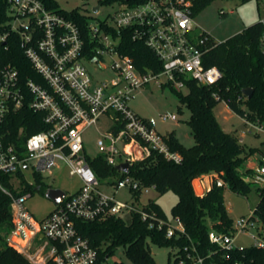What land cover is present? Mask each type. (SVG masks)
<instances>
[{
	"label": "built area",
	"instance_id": "obj_1",
	"mask_svg": "<svg viewBox=\"0 0 264 264\" xmlns=\"http://www.w3.org/2000/svg\"><path fill=\"white\" fill-rule=\"evenodd\" d=\"M195 1L136 0L112 17L89 22L86 33L78 22L51 10L42 0H9V18L6 28L0 31V44L8 48L9 41L19 43L40 79L22 80L17 66L0 65V174L9 176L11 184L5 185L0 175V189L11 198L13 225L6 236L7 244L31 264H111L108 259L101 260L89 239L78 232L77 219L92 220L109 214L125 218L126 213L138 212L150 228H162L167 222L139 201L123 202L99 188L97 174L87 159L84 131L98 125L105 115L114 120V125L122 124L119 130L112 127L105 138L98 140L102 155L113 166L144 159L152 147L169 159L182 160L179 152L170 150L164 134L132 110L129 101L153 81L180 89L188 79L207 85L221 79L219 67L204 64V55L218 41L194 22ZM261 21L264 54V19ZM125 30L156 54L160 70L143 71L121 51ZM85 60L100 69H110L113 75L96 80ZM163 75L167 76L166 82L161 80ZM216 97L220 98L218 94ZM25 106L42 113L48 127L30 135L24 127L16 131L13 116ZM164 118L177 120V115L165 114ZM244 119L257 132H264V122ZM59 161L69 165L83 185L75 193H65L54 210L37 219L25 205L33 195L25 188L27 184L36 185V175L51 172ZM28 171L34 173V181L27 180ZM254 172L264 181V156ZM214 183L228 186L219 173L203 174L193 181L200 195ZM112 186L115 191L128 188L132 193L155 189L128 174ZM252 219H238L233 223V233L253 226ZM167 223V237L185 230L179 217H175L176 224ZM233 233L212 229L209 237L216 244L234 246ZM263 243L262 238L257 242ZM197 261L202 263L203 259L198 257ZM180 264H186V260Z\"/></svg>",
	"mask_w": 264,
	"mask_h": 264
},
{
	"label": "trees",
	"instance_id": "obj_2",
	"mask_svg": "<svg viewBox=\"0 0 264 264\" xmlns=\"http://www.w3.org/2000/svg\"><path fill=\"white\" fill-rule=\"evenodd\" d=\"M53 11L64 14L78 22L83 32L87 33L89 17L81 9L67 10L58 0H42ZM115 0H101V3H112ZM132 4L136 0L128 1ZM138 1V0H137ZM212 0H196L194 14L205 8ZM249 0H242L247 2ZM9 0H0V31L6 28ZM263 33L262 21L247 26L245 30L231 36L225 41L217 42L205 55L206 66H217L222 72L221 79L214 85L201 84L188 79L185 86L187 93L178 91L181 103L191 111L188 122L192 129L195 143L184 145L175 131L164 134L171 151L179 152L182 160L169 159L155 147L144 159L134 161L128 173L110 165L105 156L87 159L98 179H107L116 184L125 175H131L143 186H154L159 194L174 190L179 198L173 206L174 217H179L184 224V232L179 230L172 237L166 236L170 220L156 199L150 198L143 207L154 209L158 216L167 222L162 228H150L148 221L143 220L138 212L132 214L130 222L113 214L102 215L92 220L77 219L78 232L89 239L91 245L99 253L101 260H107L124 247L133 264H158L152 254L150 241L171 246L176 249L175 261L180 264H192L203 259L202 264H264V243L249 246H222L210 240L212 229L221 233H233V218L225 203V186L214 183L203 195L196 192L193 181L196 177L207 173H219L234 192L248 195L253 189L260 196L251 217L261 223V238L264 240V185H252L248 179L244 162L257 151L247 148L235 134L226 131L220 124L215 106L223 99L228 106L243 118L264 122V54L261 46ZM123 42L120 49L129 54L135 64L143 71L147 68L161 69V61L156 54L141 40H135L129 30L123 31ZM12 63L17 66L21 79H40L31 62L26 57L20 44L10 43L9 47L0 44V65ZM252 87L251 97L243 93V89ZM216 94L220 98L216 97ZM16 131L24 127L30 135L46 129L47 123L43 114L34 112L28 106L21 108L14 116ZM143 117V116H141ZM149 124L151 120L143 117ZM122 124L113 126L115 131ZM250 170V169H248ZM5 185L11 186L9 176L0 174ZM36 185L44 188L42 175H36ZM34 185L27 184L25 189L31 192ZM19 194L17 190H14ZM136 201L140 200L141 190L133 192ZM13 225L11 198L0 189V264H31L17 249L9 246L6 236ZM186 247L188 248L186 250ZM192 257H189L188 255ZM111 264H127L123 260H114Z\"/></svg>",
	"mask_w": 264,
	"mask_h": 264
},
{
	"label": "rangeland",
	"instance_id": "obj_3",
	"mask_svg": "<svg viewBox=\"0 0 264 264\" xmlns=\"http://www.w3.org/2000/svg\"><path fill=\"white\" fill-rule=\"evenodd\" d=\"M60 5L72 10L81 9L89 17V22H95L98 19L112 17L121 7L129 2L115 0L112 3H101V0H58ZM100 6L99 11L94 7ZM264 19V0H212L205 8L194 14V22L201 28L211 33L214 40L225 41L231 36L245 30V28L254 22ZM89 71L95 76V79H102L113 75L110 69H100L98 66L88 60L83 61ZM161 80L166 82L167 76L163 75ZM178 91L187 93L186 86L176 89L171 85H159L155 81L146 87L138 90L130 99L129 104L132 110L139 115L153 120L155 129L161 134L175 131L181 142L186 146H192L195 139L192 134L191 126L188 122L191 111L188 106L181 103ZM217 118L222 127L236 136H238L247 148L255 147L257 151L250 155L244 162V168L247 169L248 179L252 185H264V181L256 177L254 170L259 165L262 156H264V132H257L245 119L234 112L225 100H218L215 106ZM165 114H176L177 120L164 118ZM114 120L109 116H101L98 125H92L85 129L84 140L86 153L90 157L102 154V149L98 145L100 138H105L108 131L112 130ZM250 169V170H248ZM28 181H34L35 175L32 171L26 174ZM44 180V190L34 185L33 195L27 199L25 205L29 212L37 219L44 218L56 206L55 193L72 194L78 191L83 185L81 177L77 173L71 172V167L64 161H59L52 171L42 173ZM99 188L115 196L117 200L132 203L136 199L132 191L128 188H120L115 191L112 184L107 179L99 180ZM225 203L236 222L240 218H249L260 200L259 194L253 189L248 195L234 192L228 186L225 187ZM150 198L156 199L169 220L175 223V217L172 212L173 206L178 201V194L174 190H168L159 194L156 189H150L142 193L140 202L145 203ZM126 222H130L132 215L125 214ZM254 225H249L245 231L233 233V245L237 247L249 246L261 241V223L257 219H252ZM255 236V237H254ZM152 254L158 264H178L175 261L176 249L171 246L153 243L150 241ZM109 262L114 260H123L127 264H133L129 259L125 248L119 247L116 253L111 255ZM192 264H202L200 261H194Z\"/></svg>",
	"mask_w": 264,
	"mask_h": 264
},
{
	"label": "water",
	"instance_id": "obj_4",
	"mask_svg": "<svg viewBox=\"0 0 264 264\" xmlns=\"http://www.w3.org/2000/svg\"><path fill=\"white\" fill-rule=\"evenodd\" d=\"M99 9H100V6L94 7L95 11H99ZM253 90L254 89L252 87H246V88L243 89V93L247 97H251L252 93H253ZM116 167H117V169L128 173L129 170H130V163L129 162H123V163L118 164ZM64 194L65 193H60V192H56L55 193V201H56V203L60 201V199L64 196Z\"/></svg>",
	"mask_w": 264,
	"mask_h": 264
},
{
	"label": "crops",
	"instance_id": "obj_5",
	"mask_svg": "<svg viewBox=\"0 0 264 264\" xmlns=\"http://www.w3.org/2000/svg\"><path fill=\"white\" fill-rule=\"evenodd\" d=\"M136 113H137V112H136ZM140 116H141V115H140ZM151 124H152V125H155V122H154L153 120H151ZM176 134H177V133H176ZM177 136H178V135H177ZM179 139H180V138H179ZM141 197H142V195H141ZM141 197H140V198H141ZM140 201H141V200H139V203H141ZM147 202H148V201H147ZM147 202L142 203V205L146 204ZM163 210H164V209H163ZM49 213H50V212H49ZM49 213H48V214H49ZM165 213H166V212H165ZM166 214H167V213H166Z\"/></svg>",
	"mask_w": 264,
	"mask_h": 264
}]
</instances>
